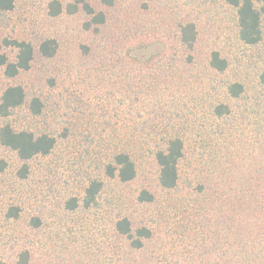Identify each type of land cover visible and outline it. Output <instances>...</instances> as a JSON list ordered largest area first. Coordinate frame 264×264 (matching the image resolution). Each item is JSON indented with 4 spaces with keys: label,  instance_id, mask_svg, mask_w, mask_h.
<instances>
[{
    "label": "trees",
    "instance_id": "1",
    "mask_svg": "<svg viewBox=\"0 0 264 264\" xmlns=\"http://www.w3.org/2000/svg\"><path fill=\"white\" fill-rule=\"evenodd\" d=\"M196 2L192 0V4ZM222 2L235 10L239 41L247 46L260 44L264 39V0ZM16 3L0 0V16L14 11ZM192 4L185 15L177 12L170 25L167 19L156 25L149 0H130L129 11L125 0L49 1L52 17L81 18V30L87 36L78 47L82 66L99 81L106 75L102 73H110L115 82H105L113 84L110 94L119 93L116 100L130 116L132 134L142 128L143 134L156 137L160 133L162 138L154 150L158 168L155 187L124 195L123 186L134 183L139 171L132 149H122L98 164L99 172L89 178L81 198L71 197L65 204L71 211L105 209L114 214L105 251L109 264H264V68L254 83L231 78L230 60L214 48L206 55L207 72L195 73L203 55V39L202 19ZM6 42L16 50L14 59L0 53V68L7 78L16 80L30 73L42 60L53 67L47 81L56 91L64 61L56 38H44L38 44L26 39ZM120 81L126 84L118 88ZM171 89H177V94L201 90L207 110L204 124L194 123L190 132L184 128L192 115L190 106L186 101L178 110L175 101L169 105L166 95ZM61 107L23 83L2 90L0 144L18 157L21 165L17 173L22 180L28 179L35 158L52 154L58 137L53 127H17L13 117L23 113L49 124L50 113L65 116L58 113ZM68 129L63 128L65 136ZM248 131L251 133L246 134ZM192 140L196 143L193 153ZM6 164L0 162V171ZM112 184L117 188L104 198ZM160 192L178 194L171 196L167 207L158 208L164 212L151 216L161 202ZM141 209L148 214L141 215ZM21 212L20 206L12 205L7 217L19 221ZM172 214L178 219L174 225L177 235L168 233L165 224ZM43 224L38 215L29 220L31 229ZM87 244L72 237L63 247L61 264H93L101 254L90 251ZM35 256L28 246L18 253L16 264H33Z\"/></svg>",
    "mask_w": 264,
    "mask_h": 264
},
{
    "label": "rangeland",
    "instance_id": "2",
    "mask_svg": "<svg viewBox=\"0 0 264 264\" xmlns=\"http://www.w3.org/2000/svg\"><path fill=\"white\" fill-rule=\"evenodd\" d=\"M49 1L17 0L14 11L0 16V53L14 59L16 50L7 44V40L26 39L38 44L44 38H56L60 42V54L64 58L61 72H56V91L53 92L47 81L54 73L53 67L49 62L40 60L30 73L16 80L7 78L0 68V94L10 84L23 83L30 90L34 89L50 97L51 104L58 101L62 106L58 113L65 115L61 118L50 113L49 124L42 119L26 117L23 113L13 117L12 121L17 127L35 130L53 127L57 131L56 148L49 156H39L30 163L31 170L26 180H22L17 173L21 163L16 154L0 144V162L7 163L6 168L0 171V260L3 264H16L18 253L29 246L36 253L33 264H48L49 261L61 264L64 259L61 254L63 247L71 242L72 237L78 236L82 243L91 245L90 251L101 254L93 264H109L111 259L105 256V251L114 214L105 209L78 208L71 211L65 204L71 197L81 198L89 178L99 172L98 164L108 161L109 156L122 149H132L139 171L134 183L123 186L121 191L124 195L142 188L155 187L158 168L154 150L159 148L162 138L160 133L157 138L148 136L145 132L143 134L142 128L140 131L135 129L136 134H132L130 116L119 108L116 100L119 93L117 96L110 94L113 84L105 82H115L109 78L110 73H100L106 75L103 81H99L91 77L87 73L88 69L82 66L78 47L87 40V36L81 30V18L68 15L52 17ZM149 3L153 23L163 25V20L167 19L166 23L170 25L177 12L182 11L185 15L190 10L192 0H149ZM129 5L130 0H125L126 11L132 10ZM192 8L200 13L203 39V55L199 56L193 71L197 74L207 72L206 55L215 48L222 51L231 62L229 77H240L254 83L259 71L264 68V39L257 46H247L240 42L235 10L222 0H197ZM68 59L72 61L67 63ZM70 67L72 72L68 73ZM116 84L120 88L126 83L120 81ZM200 91L188 89L186 94H177V89H171L166 95L169 105H173L175 101L177 110L183 106V101L190 106V121L184 123V128L189 132L192 128L195 129L194 123L202 125L207 120L206 103ZM256 119L259 120L260 117ZM64 127L69 128L67 136L63 132ZM250 133L248 131L246 134ZM192 135L194 137L196 131ZM192 145L191 153L195 150L194 140ZM186 166L184 163L182 168L185 169ZM113 188H117V185L108 187L104 198L110 197ZM159 194L164 205H160V202L154 206L151 216L164 212L158 208L167 207L171 196L178 192ZM12 205L22 208L19 221L7 217V211ZM139 213L148 214L144 209ZM36 215L42 217L44 224L40 229H31L29 220ZM177 220L172 214L170 222L165 223L169 226L168 233L177 235L174 226L178 223Z\"/></svg>",
    "mask_w": 264,
    "mask_h": 264
}]
</instances>
